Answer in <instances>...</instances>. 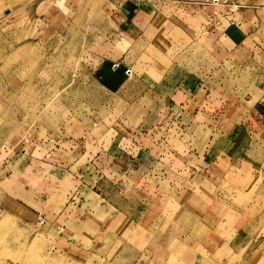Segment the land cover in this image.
<instances>
[{
	"label": "crops",
	"instance_id": "crops-1",
	"mask_svg": "<svg viewBox=\"0 0 264 264\" xmlns=\"http://www.w3.org/2000/svg\"><path fill=\"white\" fill-rule=\"evenodd\" d=\"M125 1L115 0L113 4L116 6L113 13L122 21L121 32L119 30L116 37L114 31L110 32L107 39L96 42L112 49L90 59L97 64L99 72L106 64H111L115 44L124 43L125 48L120 53L117 51V59L122 57L120 62L127 67L121 66L130 70L119 72L117 66L120 63L112 64L114 74L119 72L114 79V91L94 111L80 107L79 114L81 109L86 112L75 130L79 138L54 141V149L50 150L54 157L45 163L48 173H39L41 165H37L41 168L30 167L35 158L26 156L24 159L29 163L19 174L13 176L10 173L5 179L0 176V214L15 218L27 228L43 217L48 219L52 229L59 225L60 217L71 206L68 217L63 219L66 228H62L61 234L69 238L81 236L87 241L86 246L80 239L76 243L71 240L70 243L60 242L61 235L56 239L61 250L56 245L47 252V258L37 264H97L99 256L100 264H151L150 256L154 258L155 251L168 252L166 244L177 235L193 237L191 242H186V250H192L186 264H264V203H261L260 212L253 215L245 199L234 208L232 202L237 194L221 189L225 182L235 189L234 186L244 178L245 166L251 168L252 176L261 179L258 186L264 185V81L257 85L261 68L257 67L258 70L246 80L240 82L237 79L231 87L227 86L228 79L223 73L227 66L237 64L243 56H254L251 46L256 44L251 43L256 39V31L252 29L256 28L258 18L253 8L263 0H227L236 9L223 32L217 33L212 21L204 26L200 24L210 30L206 37L210 45L206 56L211 57L215 65L211 68L202 65L195 70L174 62L166 66L157 61L153 63L152 58L144 55L149 44H153L147 34L163 33L164 21L160 18H166L157 8L150 10L144 3L138 6L133 0ZM217 8L221 15L228 11L223 6ZM213 9L209 5L207 12ZM130 17L132 22H129ZM197 44L199 39L196 42L191 39L174 58L195 56ZM134 50H138L139 55L134 56L131 64L128 58ZM216 73H219L217 80L213 78ZM134 83L136 86L132 88ZM134 107L142 110L136 119ZM62 129L66 133L64 126ZM95 130L104 136H95L92 143L96 147L102 144L107 147L101 146L99 154L94 155L96 158L92 164L87 163L85 169L77 167L72 171L78 154L80 158L88 156L86 160L91 156L86 145L89 134ZM110 131L116 134L106 143L105 134ZM70 141L79 145V152L68 150L66 153L63 146ZM13 142L7 153L0 141L1 164L8 162L7 154L17 147L18 142ZM56 150L62 153L58 157ZM70 153L72 155L66 157L73 160L67 163L64 157ZM23 157L17 158L16 162ZM105 158L106 165L97 162L99 159L104 162ZM89 165L95 173L88 171ZM2 170L0 168V172ZM237 171H241L240 176ZM68 175L74 178L72 183L81 178L74 184L77 187L74 195L71 194L74 187L67 194L61 187ZM204 183L213 187L212 195L201 187ZM190 186L199 191L198 198L211 203L200 215L188 210L177 211L178 208L174 211L176 205L184 207ZM80 190L83 194L78 193ZM262 198L264 201V193ZM219 201L225 203L218 206L215 203L221 204ZM183 219L198 220L200 226L194 231L189 226H177ZM140 222L153 236L143 247L138 238ZM201 222L208 226L203 227ZM47 233L43 229L40 234L47 236ZM126 234L129 241L125 243L129 245L124 243ZM28 236L31 243L37 235ZM149 253L150 260L143 261ZM88 257H95L96 261L89 263Z\"/></svg>",
	"mask_w": 264,
	"mask_h": 264
},
{
	"label": "rangeland",
	"instance_id": "rangeland-1",
	"mask_svg": "<svg viewBox=\"0 0 264 264\" xmlns=\"http://www.w3.org/2000/svg\"><path fill=\"white\" fill-rule=\"evenodd\" d=\"M114 1L0 0V141L4 143V150L8 153L9 149L13 147V141L18 142L20 139L13 153L7 154L6 160L8 162L1 164L0 160V168L3 169L0 172V176L4 179L10 173L13 176L19 174L22 168L29 163L28 159H24L26 156L32 159L35 158L34 161L32 160L30 167L37 168V165H41L42 168L41 166L38 167L41 168L39 169V173H48L46 172L47 166L45 163H49L51 156L54 157V154L50 152L51 149H54L52 145L54 141L60 138L65 140L68 138L70 140L79 138L75 134L77 132L75 130L80 125L79 121H82V114L86 112V110L81 109V113L79 114L80 107L84 106L90 111L96 110L114 91L112 87L116 73L121 71L128 73L130 70L121 66H126L123 61L120 62L122 57L117 59L119 51L125 48L124 43L122 45L115 44V53H111V56H113L112 62L111 64H106V68L103 67V70L101 69L98 72V69H96L97 64L91 61L97 54H107L112 49L105 47V45L101 46L102 44H97V40L102 41L103 39H107L106 37H109L110 32L114 31V37H116V33H119V30L121 32L122 21L117 19L115 13H113L114 9H116V6L113 5ZM118 1L122 2V0ZM133 1L138 6L144 3L150 10L159 9L167 19L160 18V20L164 21L163 28L161 29L163 33L159 32L157 35H150L148 33L146 36L150 41H153V44H149V48L144 55L146 54L148 58H152L151 61L154 60L153 63L157 61V63L166 66L174 62L191 70H195L202 65L207 68L214 67V60L206 56L209 53L207 49L210 47L206 41V37L210 35V30L207 31L201 25H207L208 22L212 21L214 24L213 29L217 33L223 32L229 24H227V21L219 10V13L212 15L213 11L208 13L207 9H202V7L195 3V0ZM258 2L256 7L253 8L255 12L257 11L255 14L258 18L256 28L252 29L256 31V39L251 43L256 44L255 47L251 46L253 48L251 50L255 54L253 57L245 55L237 64H230L226 70H223L228 79L227 86L229 87H231L230 84L234 86L237 79L240 82L241 80H246L248 75L254 74L258 70L257 67L261 68L257 85L263 84L264 0ZM130 11L132 12V10ZM168 20L172 23L167 22ZM129 22H132L131 17L129 18ZM190 38L195 42L199 39V44L196 45L198 48L194 51L195 56H190L188 59H175L174 56L189 44ZM169 40H171V43H168ZM96 45H99V47ZM134 46L138 45L134 44ZM138 55V50H134L130 54L128 59L131 61V64L132 60L135 59L134 56ZM144 61L150 62V60ZM118 63H120L117 66L119 72H115L114 74L112 64ZM125 69L127 70L125 71ZM252 70L253 73H251ZM218 77L219 73L213 74L215 80ZM131 86L135 88L136 83ZM138 93L140 92L138 91ZM135 109L134 118L136 119L140 116L142 110L137 107ZM63 126L67 129V131L65 130L66 133L62 129ZM115 134L114 131L105 134L106 143ZM70 135H73V138ZM99 135V138H101L104 136V133L95 130V132L89 134L86 145L87 151L91 152V156L88 158L89 161L86 160L88 156L80 158V154H78L79 157L75 160L76 164L72 168V171H76L77 167L85 169V165L87 163L92 164L96 158L94 155L97 152L99 154V148H102L101 146L103 148L107 147L106 144L96 147L92 143L95 136L98 137ZM13 136L15 137L14 139H12ZM24 139H28L29 142L22 144ZM42 141L45 143H42ZM48 142L51 144L47 145ZM59 143L61 144L62 142ZM123 145L125 146V142ZM72 146H75V148L73 147L74 150ZM63 147L66 149V153L68 150L74 153L79 152V145H74L72 142ZM55 152V156L57 157L62 154L60 150H56ZM22 153L26 155H22ZM46 154H49L50 158H46ZM69 155H72V153L64 157L67 163H71L73 160V158L67 159L66 156ZM22 156H24L21 159L22 161L16 162L17 158ZM36 157H40V159ZM103 161L97 160L100 165H106L107 159L105 158ZM123 163L121 165H125ZM88 168V171L94 172L92 166ZM245 168L244 178L240 181V184L234 186L235 189L227 182L221 185V189L223 192H226L225 189H227L228 192L237 194V197L235 196V200L232 202L234 208L239 206L242 200L245 199L246 205L249 203L251 212L253 215H256L257 211L260 212L261 203H264L262 198L264 185L258 186L261 179L251 175V168L248 166H245ZM28 169L31 170V168ZM243 170L244 168L241 171ZM241 171H237V175L240 176ZM80 179L76 180L75 183H78ZM71 180H74V178L68 175L66 181H64L65 184L61 183V187L65 189V194L74 187L75 183H72ZM191 187L193 186H190L188 193L186 192L188 200L186 203H183L185 208L176 205L174 211L178 208L177 211L184 212L183 210H188L197 212L200 215L204 212V207L211 204L208 200L205 201L198 198L199 191ZM201 187L206 190L208 195H212L214 192L213 187L207 183L202 184ZM76 189L77 187H74L71 190V194L74 195ZM78 193L83 194L81 190ZM139 196L141 195L139 194ZM79 198L76 195V200H79ZM220 203L216 202L215 204L221 206L225 202L221 201ZM70 208L60 217L59 225L54 226L52 229L48 225L49 221H46L48 219H44L43 217H40L44 219L42 224L39 222L40 218H38L35 223H32L27 228L26 226H21L15 218L12 219V217L0 214V264H37L45 260L47 252L54 249L56 245L57 249L61 250L56 239L62 235L61 231H64L62 228H66L62 222L63 219L68 217ZM197 222L199 221L183 219L177 223V226L180 225L182 228L189 226L194 231V229H197L195 227L200 226V222L199 224ZM196 223L197 226H195ZM201 223L203 227L208 226V223ZM141 224L140 222L139 225ZM139 228L138 233L141 234L138 237L140 239L139 244L141 245L140 247H143L147 244L148 239H151L153 236H151V232H148L150 229L145 225L142 224ZM43 229L45 232H48L47 236L40 234ZM178 230L176 232L179 234ZM67 231L69 230L67 229ZM29 234L37 235L36 239H39L40 242L38 243V247H33L35 246L33 245L34 240L31 243L28 241ZM82 238L75 235L72 238L62 235L60 242L70 243L69 240H71V242L76 243L80 239L79 241L86 246L87 241ZM123 238L124 243L127 240L129 241L127 234ZM192 239L193 237L190 235L174 236L173 240L168 245L166 244L169 247L167 249L168 252H165V250H160V252L155 251L154 258L150 256V253L145 254L146 256L143 261L148 262L151 257L153 259L151 264H186L188 263V254L191 255L192 253V250H186V242L189 243ZM125 245L129 244L125 243ZM158 248L156 247V250ZM86 259H89L87 261L89 263H92V260L96 261L95 257H88ZM99 259L96 261L97 264L101 262V259ZM148 263L150 264V262Z\"/></svg>",
	"mask_w": 264,
	"mask_h": 264
},
{
	"label": "built area",
	"instance_id": "built-area-1",
	"mask_svg": "<svg viewBox=\"0 0 264 264\" xmlns=\"http://www.w3.org/2000/svg\"><path fill=\"white\" fill-rule=\"evenodd\" d=\"M195 3L198 4L200 7H202V9H207L209 5L214 7L212 15H216L217 13H219L217 8L218 6H223L228 8V11L222 15L226 21H231V14L236 9V6H234L233 3L227 0H209V1L195 0ZM28 142H29L28 139H24L22 141V144H27ZM48 157L49 154H46V158ZM39 222L42 224L44 222V219L40 218Z\"/></svg>",
	"mask_w": 264,
	"mask_h": 264
},
{
	"label": "bare ground",
	"instance_id": "bare-ground-1",
	"mask_svg": "<svg viewBox=\"0 0 264 264\" xmlns=\"http://www.w3.org/2000/svg\"><path fill=\"white\" fill-rule=\"evenodd\" d=\"M33 242H34L33 245H35V246H33V247H35V248L38 247V243H40V242H39V239H36V240L34 239ZM227 242H228V241H227ZM215 244H216V243H215ZM26 246H27V245H26ZM29 249H30V247H29ZM30 251H31V250H30ZM33 251H34V250H33ZM223 263H224V262H223Z\"/></svg>",
	"mask_w": 264,
	"mask_h": 264
}]
</instances>
